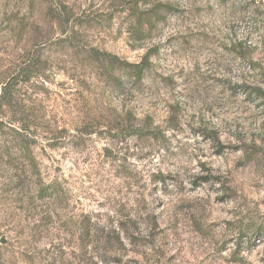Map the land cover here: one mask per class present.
<instances>
[{
	"label": "rangeland",
	"instance_id": "obj_1",
	"mask_svg": "<svg viewBox=\"0 0 264 264\" xmlns=\"http://www.w3.org/2000/svg\"><path fill=\"white\" fill-rule=\"evenodd\" d=\"M22 66L0 264H264V0H0Z\"/></svg>",
	"mask_w": 264,
	"mask_h": 264
},
{
	"label": "trees",
	"instance_id": "obj_2",
	"mask_svg": "<svg viewBox=\"0 0 264 264\" xmlns=\"http://www.w3.org/2000/svg\"><path fill=\"white\" fill-rule=\"evenodd\" d=\"M93 52L95 56H97L96 58L100 59L101 61H108L112 64L114 63V64H118L119 66L128 68V71L132 74L135 81H141L145 75V71L148 66L147 55L144 56L142 60L138 63H130L127 61L120 60L116 56L103 51L93 50ZM30 76H31V68H29V66H22L18 71H15L8 75V77L0 87V109L3 107L14 109L17 106V104H19V101L15 95L16 87L20 82L29 81ZM112 79L118 86H122L124 84V82L120 79L117 78H112ZM250 95L252 96L258 95L259 96L258 98H260L264 103V90L257 89L255 92L250 93ZM17 124L19 125L12 127L13 131L17 135V142H18L17 145L18 147H20V149L26 151L28 149V145L26 141L27 139L25 135H23L22 133L26 131L29 127H27V125H24V123L22 124L20 120L19 123ZM133 132H135L138 136H142L141 134H143L142 132H138V131H133Z\"/></svg>",
	"mask_w": 264,
	"mask_h": 264
}]
</instances>
